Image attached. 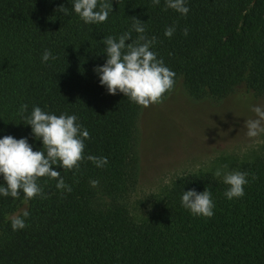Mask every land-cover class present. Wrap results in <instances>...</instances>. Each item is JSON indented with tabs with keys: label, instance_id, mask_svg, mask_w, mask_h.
I'll use <instances>...</instances> for the list:
<instances>
[{
	"label": "trees",
	"instance_id": "16d2710c",
	"mask_svg": "<svg viewBox=\"0 0 264 264\" xmlns=\"http://www.w3.org/2000/svg\"><path fill=\"white\" fill-rule=\"evenodd\" d=\"M60 5L68 15L56 10ZM187 6L181 16L164 0H112L107 20L93 25L78 18L71 0H0V136L42 147L19 113L21 104L28 106L25 116L38 106L76 115L89 133L85 157L108 160L101 168L87 159L78 170L53 166L72 191L40 178L46 196L28 202L24 229L13 231L9 219L25 207L23 198L0 197V264H264V157L236 170L249 181L239 199L225 198L228 186L212 173H188L164 191L156 213L136 221L129 211L142 106L99 85L93 68L106 58L104 37L122 34L135 17L145 23V36L156 38L152 50L175 73L174 86L192 100L220 102L241 83L264 95V0H187ZM45 49L56 59L42 63ZM92 180L99 183L93 187ZM206 187L214 215L192 216L180 196Z\"/></svg>",
	"mask_w": 264,
	"mask_h": 264
},
{
	"label": "clouds",
	"instance_id": "9594fccd",
	"mask_svg": "<svg viewBox=\"0 0 264 264\" xmlns=\"http://www.w3.org/2000/svg\"><path fill=\"white\" fill-rule=\"evenodd\" d=\"M165 7L181 16L189 12L187 0H164ZM153 5H159L160 0H152ZM72 11L84 24H101L107 20L112 10V0H71ZM56 10L68 15V8L60 5ZM175 26L165 29L164 35L171 37ZM186 36L188 29L182 30ZM133 33L136 34L133 38ZM131 40L130 43H125ZM105 60L102 65L93 68L98 77V83L110 95L123 94L132 103L142 107L162 103L165 93L171 92L175 84V73L170 70L162 58H158L152 50L156 38L145 36V23L133 17L130 28L117 37L111 35L103 38ZM51 50L45 49L41 62L55 60ZM27 105L21 104L19 113L24 124L30 126L34 140H39L42 147L33 150L27 137L19 139L11 135L0 136V197H22L25 207L18 213H13L9 219L13 231L26 227L25 220L29 216L28 202L34 197L44 198L42 187L37 181L42 177L55 179L57 190L71 192L60 172L53 166L66 170H78L85 159L98 168L104 167L107 157L88 155L85 157L84 141L89 133L78 121L76 115L61 113L56 115L33 106L28 115ZM254 118L244 120L245 135L255 140L264 137V105H250ZM43 149V150H41ZM215 177L221 178L227 185L225 198L239 199L245 195L244 186L249 182L248 174L241 171L217 169ZM99 182L90 181L95 187ZM181 207L188 210L192 216L211 218L214 215V202L207 187L202 192L195 189L183 190L180 196Z\"/></svg>",
	"mask_w": 264,
	"mask_h": 264
},
{
	"label": "rangeland",
	"instance_id": "374dc122",
	"mask_svg": "<svg viewBox=\"0 0 264 264\" xmlns=\"http://www.w3.org/2000/svg\"><path fill=\"white\" fill-rule=\"evenodd\" d=\"M257 104L264 105V95H253L244 83L220 102L192 100L177 84L162 103L142 107L138 180L128 203L132 218L156 213L164 191L183 175L236 171L264 157V137L250 139L243 127L244 120L254 118L250 105Z\"/></svg>",
	"mask_w": 264,
	"mask_h": 264
}]
</instances>
